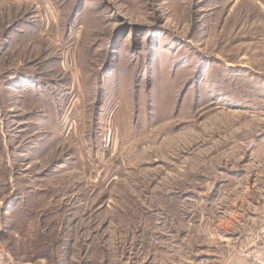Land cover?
<instances>
[{
  "label": "rangeland",
  "instance_id": "1",
  "mask_svg": "<svg viewBox=\"0 0 264 264\" xmlns=\"http://www.w3.org/2000/svg\"><path fill=\"white\" fill-rule=\"evenodd\" d=\"M233 203L262 223L264 0H0V264H256Z\"/></svg>",
  "mask_w": 264,
  "mask_h": 264
},
{
  "label": "crops",
  "instance_id": "2",
  "mask_svg": "<svg viewBox=\"0 0 264 264\" xmlns=\"http://www.w3.org/2000/svg\"><path fill=\"white\" fill-rule=\"evenodd\" d=\"M236 203H233V208H232V214L231 216H226V219L229 218V221L232 222L231 230L233 231L231 236L232 237H250V238H257L256 240L259 242V237L261 236L262 238L264 237V214H261L260 218H254V220H261V224H256L252 218H249L247 220V223L245 222L246 220H243L241 218L240 214V203H238L239 206L237 208L235 207ZM229 214V215H230ZM255 216V214L253 215ZM225 217V216H224ZM251 219V220H250ZM250 220V221H249ZM228 221V219H227ZM243 223V225H242Z\"/></svg>",
  "mask_w": 264,
  "mask_h": 264
},
{
  "label": "built area",
  "instance_id": "3",
  "mask_svg": "<svg viewBox=\"0 0 264 264\" xmlns=\"http://www.w3.org/2000/svg\"><path fill=\"white\" fill-rule=\"evenodd\" d=\"M264 258H255V262H256V264H264Z\"/></svg>",
  "mask_w": 264,
  "mask_h": 264
}]
</instances>
